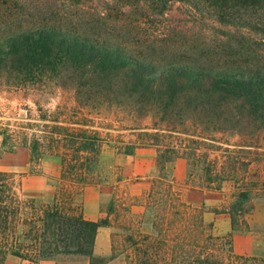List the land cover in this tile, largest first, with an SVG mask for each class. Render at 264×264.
Instances as JSON below:
<instances>
[{"label":"trees","instance_id":"1","mask_svg":"<svg viewBox=\"0 0 264 264\" xmlns=\"http://www.w3.org/2000/svg\"><path fill=\"white\" fill-rule=\"evenodd\" d=\"M116 1L125 19L102 38L51 0H0V99L19 102L0 109L1 142L25 147L33 171L45 157L57 158L47 174L52 190L40 198H21L13 173L0 166V264L72 253L96 264L102 225L111 228L110 255L99 264L260 260L237 251L233 233L248 229L249 214L264 202V0H180L201 21L234 28L229 41L190 45L191 54L157 51L151 24L138 21L162 15L172 0ZM59 92L72 102L49 107ZM105 146L124 154L150 149L154 173L139 195L112 192L92 219L75 197L108 180ZM178 157L186 160L188 184L224 193L230 231L215 233L204 205L182 199L167 168ZM258 237L264 242V231Z\"/></svg>","mask_w":264,"mask_h":264},{"label":"rangeland","instance_id":"2","mask_svg":"<svg viewBox=\"0 0 264 264\" xmlns=\"http://www.w3.org/2000/svg\"><path fill=\"white\" fill-rule=\"evenodd\" d=\"M55 5L59 6L61 10L67 9L75 22L83 24L87 27L88 33L99 34L102 38L106 37L107 31L110 27L122 22L125 18L122 15H116L114 6L118 3L116 0H51ZM201 12L190 5L189 3L172 0L168 3L162 15L158 16H143L139 18V23L143 25L145 21L151 24L150 35L155 40V48L162 52L165 47L168 51H178L181 53L191 54L189 46L201 47L214 43H221L222 40H230L227 33L234 28L228 24H224L217 20L206 19L201 21ZM135 18V16H133ZM145 19V20H144ZM86 32V31H85ZM87 33V32H86ZM116 33V32H115ZM115 33L113 35H115ZM162 38L166 44L160 40ZM206 43V44H204ZM169 45V46H168ZM207 47V46H206ZM175 49V50H174ZM165 50V49H164ZM198 50L195 49V51ZM166 52V53H167ZM67 98L68 102H72L69 93L59 92L56 98L52 99L49 107H53L58 100ZM2 102L0 109L5 113L14 110L19 102L16 99L6 101L0 99ZM114 132H117L116 130ZM149 153L139 149L136 154L116 153L111 147L105 146L101 152L100 159L103 171L109 175L107 181L103 184H90L82 187L76 194L75 201L82 208V212L88 218L96 219L101 216V206L103 203L109 201L112 192L125 191L127 195L133 196L139 191L140 183H135L139 180L142 158H147ZM153 157V155H151ZM29 153L25 147H18L10 149L1 142L0 136V166L2 169L11 171L17 183V192L21 198L28 197H46L52 187L50 179L47 174L51 173L57 162L55 157H45L42 161V170L33 171L29 164ZM134 159H137L135 168L132 166ZM170 171L174 174L181 186L190 187L191 184L186 182V161L182 158L174 159L168 164ZM184 170V171H183ZM184 172V173H183ZM154 173V166L145 173L143 186L147 185V179ZM183 173V174H182ZM139 209V207H136ZM264 206L259 207L258 211H263ZM88 211V213L86 212ZM108 238L111 231L107 227ZM102 230V228H100ZM250 253L253 256L259 257L260 260L253 261L252 264H264V242L260 240L256 234L253 240ZM94 252V251H93ZM110 251L107 253H94L95 263L99 264L102 260L109 257ZM3 264H35L25 259L8 257ZM40 264H89V258L86 254L72 253L67 255H60L53 259H47L40 262ZM104 264H123L121 261L111 260Z\"/></svg>","mask_w":264,"mask_h":264},{"label":"crops","instance_id":"3","mask_svg":"<svg viewBox=\"0 0 264 264\" xmlns=\"http://www.w3.org/2000/svg\"><path fill=\"white\" fill-rule=\"evenodd\" d=\"M145 150L149 153V155L147 158L145 157L142 158V163H141L142 169L140 170V174L138 176L140 177V179L136 180L135 182L138 184L140 183V187H139L140 189L139 191H136L134 193L130 192V194L133 196L139 195L141 191L146 187L142 185L143 184L142 178L144 177L145 173H147V171L151 168L152 165L155 167V153L153 151H149L150 149L149 150L145 149ZM136 152H134L133 154H136ZM151 155H153V157H151ZM178 158H182V157H178ZM137 161H138L137 159L133 160L132 162L133 168H135ZM170 162L167 163V168L169 171L170 169L168 167L169 166L168 164ZM261 167L264 170V161L262 162ZM170 173L174 177L172 171H170ZM174 179L177 181L175 177ZM177 183L179 184L178 181ZM181 187H182L181 196L185 202L194 206L204 205L205 208L203 211V217L206 222L211 224L212 230L215 233L223 234L231 230L230 214L228 211L222 208V205L226 199V196L224 195L223 192L203 189L195 186H190V187L181 186ZM125 190L126 193H128L127 189ZM261 206L262 207L264 206V202L263 201L257 202L255 208L249 214L248 229L233 233L234 244L237 251L250 252L251 247L254 243L253 240L255 235L256 234L259 235L260 232L264 231V210L258 211V208ZM86 212L88 213V211ZM107 227L108 226L105 225L99 226L95 238L94 253H107L110 251V241L108 238V233H107L108 231L106 229ZM100 228H102V230H100Z\"/></svg>","mask_w":264,"mask_h":264}]
</instances>
